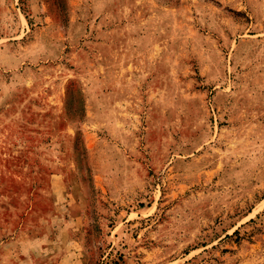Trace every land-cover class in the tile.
<instances>
[{
  "label": "rangeland",
  "instance_id": "rangeland-1",
  "mask_svg": "<svg viewBox=\"0 0 264 264\" xmlns=\"http://www.w3.org/2000/svg\"><path fill=\"white\" fill-rule=\"evenodd\" d=\"M0 264H264V0H0Z\"/></svg>",
  "mask_w": 264,
  "mask_h": 264
}]
</instances>
